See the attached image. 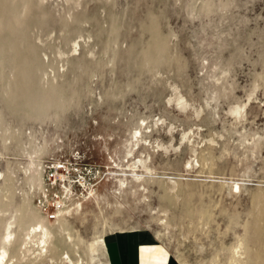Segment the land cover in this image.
<instances>
[{
    "label": "rangeland",
    "instance_id": "1",
    "mask_svg": "<svg viewBox=\"0 0 264 264\" xmlns=\"http://www.w3.org/2000/svg\"><path fill=\"white\" fill-rule=\"evenodd\" d=\"M60 146L94 170L65 232L38 203ZM36 217L50 250L23 257ZM10 225L9 264H106L91 242L131 228L179 264H264V0H0V253Z\"/></svg>",
    "mask_w": 264,
    "mask_h": 264
},
{
    "label": "built area",
    "instance_id": "2",
    "mask_svg": "<svg viewBox=\"0 0 264 264\" xmlns=\"http://www.w3.org/2000/svg\"><path fill=\"white\" fill-rule=\"evenodd\" d=\"M40 162L44 190L40 191L38 203L45 214L55 220L67 204L65 189L74 188L78 191L79 188L85 187L84 184L89 185L88 183H92L90 177L94 175V170L83 151L77 148L66 152V149L61 147L53 154L43 157Z\"/></svg>",
    "mask_w": 264,
    "mask_h": 264
},
{
    "label": "crops",
    "instance_id": "3",
    "mask_svg": "<svg viewBox=\"0 0 264 264\" xmlns=\"http://www.w3.org/2000/svg\"><path fill=\"white\" fill-rule=\"evenodd\" d=\"M104 253L106 264H179L170 249L147 229L108 233Z\"/></svg>",
    "mask_w": 264,
    "mask_h": 264
},
{
    "label": "bare ground",
    "instance_id": "4",
    "mask_svg": "<svg viewBox=\"0 0 264 264\" xmlns=\"http://www.w3.org/2000/svg\"><path fill=\"white\" fill-rule=\"evenodd\" d=\"M135 145V144H134ZM120 164V163H119ZM118 164V166H119ZM135 166V165H134ZM136 170V169H134ZM120 186L121 188H123L124 184L122 183V180H120ZM70 189V188H69ZM68 189V190H69ZM66 190V189H65ZM68 193V191H67ZM67 195V194H66ZM70 197V196H69ZM72 197V196H71ZM70 197V198H71ZM73 200V199H72ZM116 201V200H115ZM120 203V202H119ZM122 203V202H121ZM77 207V206H76ZM79 207H81V205L78 206V208L76 209L77 211H79ZM24 208V207H23ZM24 210V209H23ZM22 212V210H21ZM24 212V211H23ZM165 212V211H164ZM25 213V212H24ZM24 218V217H23ZM37 221H35V223L33 225H30V227L25 231V238L23 239V244L21 245V250L23 251V254H25L26 252H29V248L27 247V242L28 241H33L34 238H36L37 240V245L40 247L41 249L39 250L38 254L35 255L36 258H40V256H44L47 254L49 249V245L51 242V239L53 238V230H51V227L54 226L55 224H58V228L61 231H64V227H63V220L62 218H60L59 216H57V218L54 220V222H52V226H49L51 224L48 225L46 222V220L44 221L43 219H40V217H36ZM35 218V219H36ZM158 218V217H157ZM164 221V220H163ZM16 222V221H15ZM167 222V221H166ZM11 223V222H10ZM161 223V222H160ZM168 223V222H167ZM166 223V224H167ZM10 226H8L7 231L3 237V245H2V251L0 253V264H9V262L12 261V256L10 255V251H12V246H13V242L15 243L17 241L15 234L10 230ZM25 230V229H24ZM65 232V231H64ZM70 237V235H69ZM99 237V236H97ZM30 243V242H29ZM101 243H104L102 237L97 238L95 241L91 242V244L89 245L88 249L91 252V260H95L96 259V253L98 252V250L101 248ZM25 244L24 248L23 245ZM38 247V248H39ZM11 248V250H10ZM238 252V250H237ZM236 252V253H237ZM22 253V252H21ZM22 254V256H23ZM238 254V253H237ZM27 254H25L23 257H25ZM33 255V254H32ZM49 255V254H48ZM240 255V254H239ZM34 256V255H33ZM90 256V255H89ZM47 257V256H46ZM51 257V256H50ZM49 256L47 258H50ZM52 258V257H51ZM54 258V257H53ZM69 262L74 263V261L70 258V256H67ZM238 258V257H237ZM26 260V258H25ZM239 260V259H238ZM235 261V259H234ZM32 262V261H31ZM237 264V263H236ZM241 264V263H240Z\"/></svg>",
    "mask_w": 264,
    "mask_h": 264
}]
</instances>
